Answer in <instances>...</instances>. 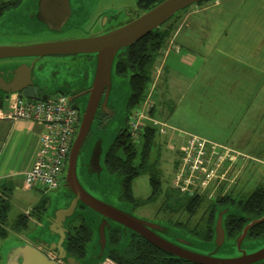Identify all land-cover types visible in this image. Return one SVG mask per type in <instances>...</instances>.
<instances>
[{
	"label": "rangeland",
	"instance_id": "374dc122",
	"mask_svg": "<svg viewBox=\"0 0 264 264\" xmlns=\"http://www.w3.org/2000/svg\"><path fill=\"white\" fill-rule=\"evenodd\" d=\"M5 1L7 0H0V3ZM137 1L138 0H70L72 17L68 21V24L63 28V31L59 33H52L45 29L42 25L41 30H38L36 29L37 26L35 27V25L29 23H25L15 29L5 21L8 17L4 14L5 17L3 16L0 20V46L27 45L43 42L45 40L58 41L78 38L81 36L90 37L99 35L130 21L133 16L141 13L142 11L137 7ZM32 2L33 0H29V3L27 0H22L21 7L19 10L18 8L16 10L22 11L23 14L28 13V15H30L29 13H31V10L29 6ZM237 2L241 3L242 0H233V3H228L227 0H206L183 9L176 16L170 19L173 21L174 18H180V20L176 22V29L167 40L165 46L167 44L169 45V42H172L173 44L179 32H181L183 28L188 29V26L191 23L190 21L195 23L193 26L195 31H191V34L194 37L192 39H195V41H199L200 39L204 40L208 45L214 43L215 39L221 34V30L225 27L226 20L231 11H233L234 5ZM33 3L35 6L36 0H34ZM194 11L196 12L193 14L192 12ZM115 17L116 19H114ZM184 32L185 31H182L181 33ZM181 39L182 37L180 35L178 41ZM164 49L165 47L162 49L160 56L153 66L154 71L152 73L153 80L150 86L151 90L155 89L156 86L153 82L155 79L159 78L161 73V66L159 64L161 63L160 57L162 56ZM72 58L74 59L60 62L54 61V63H49L46 66L45 71L40 75L42 77V86L48 88L44 94L49 97H53L58 94V92L53 89V84H59L60 81L52 77L55 75L53 70L57 72V78H65L72 83H75L78 79H83L86 74H89L87 84L91 85L95 72V56L76 55ZM4 63L5 61H0V67L3 66ZM155 65L158 67L155 68ZM129 92V76H118L113 70L111 88L106 108L108 117L102 118L103 115L100 112V108H98V114L92 123L91 131L86 143L90 147V145L92 143L94 144L97 139H102V162L103 157L113 139L116 137L118 132L127 125L128 112L126 110V104ZM218 94H220L219 91L216 95L218 103H223V100L227 97ZM190 95L191 92L188 91L187 96H185L184 99L191 100ZM87 100L88 96H85L82 101L84 105H82V108L86 106ZM8 104L7 100H3L2 106L5 107L8 106ZM77 107L81 108L79 105H77ZM169 116L170 117L167 119L170 122L169 124L175 125L177 128L184 129L185 131L182 132L185 134H182V132H180L181 130L179 131L177 129V131H175L170 129L168 127L169 125L166 123L168 126L163 127L165 133H157L155 136V144L151 150L149 162L155 163V172L158 174V178L160 179L161 190L152 201L146 202L141 206H134L131 203L120 200V179L118 176L109 174L105 169L101 172V176L99 177L95 174H89L87 168L82 165L83 153L77 161V178L82 187L95 198L112 206L118 207L133 214L135 217L148 222L170 226L173 228L172 230L176 232V235H163L165 238L175 240L178 237L180 239L195 242V245L188 246L190 250L201 254H208L215 250L214 241H199L197 238L186 232L185 229L182 230L171 225V222L179 221L183 223L187 222L188 226L193 227L200 221V219H202V216L205 215L207 206L210 201L213 200V197L219 193V189L216 192H212V195L208 193V197L205 198L201 207L198 209L196 214L191 217H189L181 206L179 207L177 203L174 202L175 199L181 196L172 188L174 166L178 160L181 145L185 143L186 138L189 135H195L203 139H206L207 137L204 138L206 135L202 136L195 134L192 130L193 123L191 121V112H183V110H180L175 112V114H169ZM217 116L220 115L218 114ZM250 132L253 134L249 136H256V129H250ZM212 134L215 137L214 140L216 142H222L220 144L224 143L225 145L226 142L231 141L228 144L232 146L231 148H236V150L240 151H245L247 148L245 145L242 149L240 148L241 141L244 136V129L237 126V124L228 125L219 133ZM171 136L174 139L168 140ZM236 150L233 151L237 154H233L232 156V166H234V168H232V172H235V174L231 172L230 168L228 175H231L233 182L230 184V188L227 189V191L231 189L233 195L240 194L239 197L245 198L255 187L264 183V165L260 163L256 164L255 162L248 160L249 158L246 154L239 151L237 152ZM246 161L248 164L245 172L243 174L239 173V175H236V170L238 169L237 166H245ZM260 162H264V154L262 155ZM16 189L17 186L13 187L7 195L10 211L7 215L5 227L8 230V235L4 239L0 238V264L5 262L7 253L12 246L24 242L34 244L35 239H45L47 236V227H42V220L38 223L36 220V214H33L30 217L31 220H29L26 230H23L20 233H15L11 230V224L15 221L19 214H24L26 209L29 210L34 208L39 203L31 205L34 195L40 200H48L47 210L45 211V214L48 216L53 215L57 208L62 207L66 203L65 190L62 183L57 189L46 194L35 190H29V192H27L28 190L26 191L21 187H19L18 190ZM132 189L133 195L136 199L145 200L148 198L151 194L149 172L141 173L133 181ZM1 194L2 193H0V196ZM23 238L26 241L22 240ZM127 242L128 237H124L121 242V247H124ZM263 248L264 239L246 238L242 243L241 251H244L246 254H252ZM241 251L236 247L234 239L226 238L223 246L216 251L214 256L222 259L235 258L241 255Z\"/></svg>",
	"mask_w": 264,
	"mask_h": 264
},
{
	"label": "water",
	"instance_id": "95a60500",
	"mask_svg": "<svg viewBox=\"0 0 264 264\" xmlns=\"http://www.w3.org/2000/svg\"><path fill=\"white\" fill-rule=\"evenodd\" d=\"M203 1L206 0H162L148 10L136 14L130 21L95 36L0 46V61H10L0 67V97L7 101L17 94L34 100H45L49 97L46 94H40L43 87L42 77H35L32 74L33 64L20 63L15 61L17 59L76 55H94L96 59L94 77L90 88L86 91L88 94L86 106L78 108L79 124L69 148L63 175L62 185L66 203L57 208L51 216L44 213L41 225L44 228L47 227L48 233L45 239L37 238L34 244L24 242L12 246L3 264H59L48 258L43 250L58 253V259L65 260L68 264H104L110 248L111 230L121 232V242L124 237L129 238L130 234L135 233L160 250L196 264H264V248L252 254L241 251L248 231L254 225L264 221V214L245 224L240 234L234 239L236 247L242 252L241 255L222 259L214 254L225 242L224 217L227 214H233L231 207L225 206L218 209L212 239L215 250L208 254H201L188 248L195 245V242L178 237L175 240L165 238L163 235H176L170 226L148 222L95 198L82 187L77 178V161L82 153V165L87 168L89 174L99 177L105 169L102 162V139H97L90 147L86 143L98 108L103 114L107 112L111 77L118 53L160 27L176 13ZM27 2L29 3V0ZM33 2L29 6L30 15L16 10L21 7V1L16 8L4 12L0 20L5 14L8 17L5 21L15 29L29 23L37 26L38 30H41L42 25L52 33H59L72 17L70 0H36L35 6ZM77 216H81L85 225L92 231L91 241L86 245L82 259L67 255L65 249L67 225Z\"/></svg>",
	"mask_w": 264,
	"mask_h": 264
},
{
	"label": "crops",
	"instance_id": "0c3cea01",
	"mask_svg": "<svg viewBox=\"0 0 264 264\" xmlns=\"http://www.w3.org/2000/svg\"><path fill=\"white\" fill-rule=\"evenodd\" d=\"M227 2L233 3V0ZM228 18L221 34L210 45L204 40L192 39L195 23L190 21L188 29L183 28L185 32H179L173 44L169 42L165 46L160 57L161 73L153 82L156 86L153 117L170 129L182 132L185 130L169 124V114L180 110L191 112L195 134L206 135L204 138L215 143L222 142H216L212 133L237 124L244 129L240 148L245 145L246 150L231 148L228 145L231 141L225 145L246 154L248 160L264 165L260 162L264 154V0L237 2ZM180 35L182 39L178 41ZM188 91L191 100L184 99ZM218 91V95L227 97L223 103H218ZM8 106H0V193H9L15 186L16 190L25 189L24 174L35 158L44 131L38 123L2 118ZM250 129H256L255 137L249 136L253 134ZM173 139L171 136L168 140ZM247 164L246 161L243 168L237 166L236 175L243 174ZM39 201L34 195L31 205ZM32 209H26L24 214ZM36 220L39 223L42 219L36 217Z\"/></svg>",
	"mask_w": 264,
	"mask_h": 264
},
{
	"label": "trees",
	"instance_id": "16d2710c",
	"mask_svg": "<svg viewBox=\"0 0 264 264\" xmlns=\"http://www.w3.org/2000/svg\"><path fill=\"white\" fill-rule=\"evenodd\" d=\"M21 1L9 0L0 3V16L8 10L16 8ZM161 1L138 0L137 7L143 12ZM170 19L125 50L119 52L115 59L113 69L115 74L118 76H129L130 92L126 104L128 116L134 108L141 105L150 92L153 80V66L165 47L167 40L176 29V22L180 20V18H174L173 21ZM154 93L155 89L151 92L152 107L149 114L152 117L154 116L155 108ZM2 102L3 99L0 97V106ZM157 133L160 134L158 127L149 124L141 131L139 141L135 143L132 141L126 125L125 128L118 132L106 152L103 159L104 167L109 174L116 175L120 179V200L131 203L134 206H141L146 202L152 201L160 192L161 182L158 174L155 172V163L149 162ZM144 172H149L151 194L145 200H138L133 195L132 183ZM223 190L224 185L221 186L219 193L210 201L205 215L193 227L188 226L187 222L183 223L179 221L171 222V225L182 230L185 229L186 232L199 241L210 242L214 236L213 227L219 208L225 206L232 208L233 214H227L224 217L226 238L232 239H235L240 234L245 224L264 214V183L255 187L245 198L239 197L240 194L233 195L231 189L225 193H221ZM2 194L0 196V238L4 239L8 235L5 224L10 206L7 200L8 193L2 192ZM205 198H207L206 195H181L174 202L179 207L181 206L191 217L196 214ZM47 206L48 200L41 199L29 214L17 216L11 224V230L13 232L16 231L15 233L26 230L30 217L36 214L37 219L41 220L47 210ZM72 221L73 225L69 223L70 227H68L69 233L66 238L65 249L69 256L82 259L85 255V247L91 241L92 231L85 225L81 216L75 217ZM121 237L120 231H110V248L104 264H196L160 250L135 233L129 235L128 242L124 247H120ZM246 238L264 239V221L254 225L248 231Z\"/></svg>",
	"mask_w": 264,
	"mask_h": 264
},
{
	"label": "built area",
	"instance_id": "2783aa9c",
	"mask_svg": "<svg viewBox=\"0 0 264 264\" xmlns=\"http://www.w3.org/2000/svg\"><path fill=\"white\" fill-rule=\"evenodd\" d=\"M151 92L150 89L146 99L128 116L127 130L135 143L139 141L145 126H157L160 133L164 132L163 127L166 126L149 114L152 107ZM8 103V111L2 118L38 123L44 130L35 158L24 174L23 187L43 194L57 189L62 183L69 148L77 132L79 109L63 93L45 100L28 99L17 94L8 99ZM233 154L237 153L224 144L189 135L181 145L174 166L172 188L180 195L208 197V193L216 192L224 185L222 192L225 193L233 182L228 175Z\"/></svg>",
	"mask_w": 264,
	"mask_h": 264
},
{
	"label": "flooded vegetation",
	"instance_id": "af4514ba",
	"mask_svg": "<svg viewBox=\"0 0 264 264\" xmlns=\"http://www.w3.org/2000/svg\"><path fill=\"white\" fill-rule=\"evenodd\" d=\"M82 37V36H81ZM79 38V37H78ZM46 41H51V40H45L43 42ZM55 41V40H53ZM74 56H55V57H42V58H22V59H17L15 61L18 62H25L27 64H33V73L34 76H40V74H42L45 71L46 66L49 63H54V61L56 62H60V61H65V60H69V59H74L72 58ZM14 61V60H12ZM10 62V61H5ZM56 64V63H55ZM53 72L55 73V75H53L52 77L54 79H58L60 82L59 84H53V89H55L58 93H63L65 94L69 101L75 105L77 107V105L83 107V98L85 96H88V94L86 93V91L90 88V85L87 84L88 78H89V74H86L85 77L83 79H78L77 81H75V83H72L70 81H68L65 78H57V72H55V70H53ZM51 77V78H52ZM48 88L46 87H42L40 94H44L46 93V90ZM83 105V106H82ZM78 108V107H77ZM98 114V110L96 112V115ZM95 115V118H96ZM103 117L102 118H107L108 113L105 112L104 114L102 113ZM95 120V119H94ZM69 225H67L68 228ZM69 231V230H68ZM24 241H26L24 238L22 239ZM29 243V242H28ZM31 244V243H30ZM43 253L50 259L58 262L59 264H68L65 260H60L58 259V253L53 252V251H44ZM67 253V252H66ZM68 255V254H67Z\"/></svg>",
	"mask_w": 264,
	"mask_h": 264
},
{
	"label": "bare ground",
	"instance_id": "6f19581e",
	"mask_svg": "<svg viewBox=\"0 0 264 264\" xmlns=\"http://www.w3.org/2000/svg\"><path fill=\"white\" fill-rule=\"evenodd\" d=\"M70 223H72L71 225H73V221L72 222H70ZM69 225V224H68ZM68 227H70V226H68ZM71 229V228H70ZM16 232V231H15ZM20 232V231H19ZM18 233V232H17ZM68 233H69V231H68ZM68 235V234H67Z\"/></svg>",
	"mask_w": 264,
	"mask_h": 264
}]
</instances>
